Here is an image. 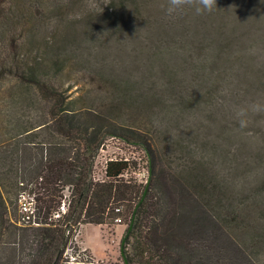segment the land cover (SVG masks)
Returning <instances> with one entry per match:
<instances>
[{"label":"trees","instance_id":"16d2710c","mask_svg":"<svg viewBox=\"0 0 264 264\" xmlns=\"http://www.w3.org/2000/svg\"><path fill=\"white\" fill-rule=\"evenodd\" d=\"M166 5L0 0V79L15 78L0 80V264H75L62 259L73 225L117 216L121 259L85 264L264 263V171L252 169L264 168V141L239 148L250 131L264 136V112L251 110L264 101V0H216L211 12L173 17ZM110 137L144 149L145 183L125 178L123 158L94 178ZM67 186L61 219L18 221L22 189L44 218Z\"/></svg>","mask_w":264,"mask_h":264},{"label":"rangeland","instance_id":"374dc122","mask_svg":"<svg viewBox=\"0 0 264 264\" xmlns=\"http://www.w3.org/2000/svg\"><path fill=\"white\" fill-rule=\"evenodd\" d=\"M86 1L87 3H95L98 0H86ZM53 24H54V21L53 22L50 21L48 24V29L52 28ZM115 51L116 49L110 50L111 54ZM261 54H264V51H261ZM252 55H253L252 62L254 65H257V62L258 63L262 62V59H260V57L258 56L256 49L253 50ZM71 74L77 75L78 73L71 72ZM69 78L72 81L74 80L71 77ZM63 79L67 80L65 77H63ZM0 80H15V78H7V79H0ZM86 80H88V78H84L83 81H79V82L82 83ZM89 84L91 83L89 82L88 84H86L87 86L83 85V87H80V85L78 84L77 85L78 87L77 86L72 87L71 89H69V92L73 91V95L82 94L84 93L85 89H87ZM259 102L261 105L264 103V101H262L261 99ZM216 104L218 103L216 102ZM29 112H30V115H31L30 117L32 120L38 119L37 117V115H39V113L37 114L38 111L31 110ZM196 114H200V113H196ZM261 129H264V127ZM249 133H250L249 136H253L254 139L252 141L250 138H248L247 143L244 142V145L239 147L241 148V150L243 148V153L248 152V151L255 152L259 144L264 141V138H263L264 136H262L261 134L255 135L251 131ZM38 134L40 135V137H43L46 134V130L40 131V133ZM256 138H258L259 141L256 140ZM109 158H113V159L123 158L129 161V170L127 173L124 174L125 178H131L132 181H136L139 183H145L147 181L148 174H149V167H148L149 162L147 160L146 153L142 147L127 143L118 137L108 138L106 142L104 143V145L102 146V148L99 150L98 156L96 157V160L93 166L94 168L93 176L95 177V179H100L104 177L105 164ZM233 162L236 165L244 164L243 163L244 161H241V160H235ZM255 163H256L255 161L252 162L251 166H253ZM246 166H250V165L246 164ZM252 169L255 172L264 171V168L262 166H259L258 164H257V167H254ZM240 170L242 169L240 168ZM65 191L66 189L63 190L64 193ZM16 206L17 207L15 208V214L18 219L19 213H18L17 203H16ZM11 212H12V209H11ZM79 228H80V233L78 234L77 239L83 240V238H85L86 241L94 248V251L97 257H95L90 252V250L87 249L88 251L87 253L90 254L93 261H117L121 259V251H120L121 247L120 246H121V240L124 235V230L126 228V224L123 222V220L121 223H117L113 221L110 225H107V224L95 225V224H89V223H86V224L81 223ZM67 232H70V231L68 230ZM77 233L75 235H77Z\"/></svg>","mask_w":264,"mask_h":264},{"label":"built area","instance_id":"2783aa9c","mask_svg":"<svg viewBox=\"0 0 264 264\" xmlns=\"http://www.w3.org/2000/svg\"><path fill=\"white\" fill-rule=\"evenodd\" d=\"M109 159H113V158H109ZM100 179L103 180V177ZM28 188L29 187L22 189L19 192L17 198L18 213H19L18 221L21 224L33 225V226L49 224L50 222L61 219L67 213L71 199V194H70L71 192L68 186L65 188L66 191L65 193L63 192V197L60 200L57 208L53 210L49 216L44 218L40 216L38 213L35 194L29 191ZM119 210L120 207H117L116 211ZM115 222L121 223L122 217L117 216L115 218ZM80 224L81 223L78 222L76 225H73L72 232H70L69 234L70 236L68 242L62 254V259L66 263L85 264L88 262H93L92 257L90 256V254L87 253L88 252L87 248L83 246L81 242L82 240L77 239L78 234L80 233V228H79ZM76 233L77 235H75Z\"/></svg>","mask_w":264,"mask_h":264},{"label":"clouds","instance_id":"9594fccd","mask_svg":"<svg viewBox=\"0 0 264 264\" xmlns=\"http://www.w3.org/2000/svg\"><path fill=\"white\" fill-rule=\"evenodd\" d=\"M214 7H216V0H167L165 12L169 17H173L182 14L185 9H192L195 14L200 15L205 12H211ZM251 110L253 112H264V106L254 104L251 106ZM247 111L248 109L242 108L236 114L241 127H245L247 124L246 119H244Z\"/></svg>","mask_w":264,"mask_h":264},{"label":"crops","instance_id":"0c3cea01","mask_svg":"<svg viewBox=\"0 0 264 264\" xmlns=\"http://www.w3.org/2000/svg\"><path fill=\"white\" fill-rule=\"evenodd\" d=\"M81 242H82V244H84L85 247H87V249L90 250V252H91L95 257H97L96 254H95L94 248H93V247H92V246L86 241L85 238H83V240H82Z\"/></svg>","mask_w":264,"mask_h":264},{"label":"water","instance_id":"95a60500","mask_svg":"<svg viewBox=\"0 0 264 264\" xmlns=\"http://www.w3.org/2000/svg\"><path fill=\"white\" fill-rule=\"evenodd\" d=\"M129 228H130V226H129ZM126 233L124 234V236H123V238H122V240H121V249H120V251H121V254H123V243H124V241H125V238H126ZM125 262L127 263V260L125 259Z\"/></svg>","mask_w":264,"mask_h":264}]
</instances>
